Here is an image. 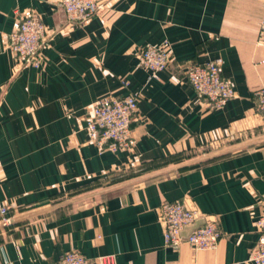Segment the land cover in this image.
Returning <instances> with one entry per match:
<instances>
[{
  "label": "crops",
  "instance_id": "0c3cea01",
  "mask_svg": "<svg viewBox=\"0 0 264 264\" xmlns=\"http://www.w3.org/2000/svg\"><path fill=\"white\" fill-rule=\"evenodd\" d=\"M25 10L47 31L39 69L20 68L8 48L15 12ZM263 22L264 0H108L75 26L58 0H0V206L22 218L0 230V264H55L72 250L116 264H250L264 141L198 165L185 160L227 137L264 136L254 95L264 85ZM164 42L171 64L152 79L140 52ZM216 59L235 97L210 110L185 71ZM130 93L140 95L136 151H100L85 130L93 104ZM111 177L128 180L69 199ZM173 201L217 220L216 250L165 244L159 208Z\"/></svg>",
  "mask_w": 264,
  "mask_h": 264
},
{
  "label": "built area",
  "instance_id": "2783aa9c",
  "mask_svg": "<svg viewBox=\"0 0 264 264\" xmlns=\"http://www.w3.org/2000/svg\"><path fill=\"white\" fill-rule=\"evenodd\" d=\"M70 25L84 24L100 15L108 8V0H58ZM48 39L41 16L34 10L16 11L13 31L8 48L12 51L20 68L42 66V50ZM259 42L264 45V22L261 26ZM173 51L167 42L159 45L148 44L141 49L139 66L158 79L159 73L166 70L172 60ZM223 61L216 59L206 64H189L186 75L200 102L210 110L223 108L235 97L231 81L222 75ZM124 87L129 82L123 80ZM257 110L264 119V85L255 93ZM138 93L124 97H104L96 101L86 120L85 130L89 141L100 151H126L134 153L138 139L133 124L139 121ZM11 207L0 206V218L10 220ZM165 244L178 249L183 244L197 252L214 251L221 240L217 220L186 207L181 201L165 202L159 208ZM259 240L252 251L249 263L264 264V209L256 220ZM55 264H116L114 257L102 256L90 259L77 250L66 252Z\"/></svg>",
  "mask_w": 264,
  "mask_h": 264
},
{
  "label": "rangeland",
  "instance_id": "374dc122",
  "mask_svg": "<svg viewBox=\"0 0 264 264\" xmlns=\"http://www.w3.org/2000/svg\"><path fill=\"white\" fill-rule=\"evenodd\" d=\"M258 136L253 137V138H249V139H234V137H227L225 138L223 141H217L216 143L209 145L208 147H205L203 149H199L196 152H194L191 157H187V159L185 160V162H193L192 164H190L189 166H193V165H198L207 161H211V160H215L218 158H221L223 156L229 155V154H234L237 153L243 149H246L248 147L254 146L257 143H253V144H246L244 146H241L242 144L248 143L250 141H253L255 139H257ZM227 149L229 150L226 153L223 154H219L223 151H227ZM219 154V155H216ZM211 155H215V157L209 158V159H205L203 161H201L202 159L209 157ZM182 169V168H181ZM127 181L128 179H118V177L114 178L111 177L109 179H107L104 183H101L99 185H97V190H93V191H89V192H83V193H79L78 195H74L72 197H70L69 199L73 200V199H77V198H81V197H85V196H95V194H97V192H102L104 190L110 189L112 187H115L117 185H120L121 182L123 181ZM109 192V191H108ZM2 222V221H1Z\"/></svg>",
  "mask_w": 264,
  "mask_h": 264
},
{
  "label": "water",
  "instance_id": "95a60500",
  "mask_svg": "<svg viewBox=\"0 0 264 264\" xmlns=\"http://www.w3.org/2000/svg\"><path fill=\"white\" fill-rule=\"evenodd\" d=\"M261 141H264V136H263V137H260V138H257V139H255V140H253V141H250V142H248V143L242 144L241 146H244V145L249 144V143H250V144L258 143V142H261ZM228 151H229V150L227 149V151H223V152H221V153H219V154H223V153H226V152H228ZM219 154H216V155H219ZM212 157H215V155H211V156H209V157H206V158L202 159L201 161H203V160H205V159L212 158ZM192 163H193V162H189V163H186L185 165H190V164H192ZM185 165H184V166H185ZM184 166H183V167H184ZM181 167H182V166H181ZM178 168H180V167H177L176 169H178ZM172 170H173V169H172ZM118 187H121V186H118ZM118 187H113V188L107 189V190H105V191L99 192V193H97V194L105 193V192H108V191H110V190H112V189H116V188H118ZM95 195H96V194H95ZM21 219H22V218H14V219H10L7 223L2 222V223L0 224V230L6 228V227H8V226H11V225L16 224V223L19 222Z\"/></svg>",
  "mask_w": 264,
  "mask_h": 264
}]
</instances>
